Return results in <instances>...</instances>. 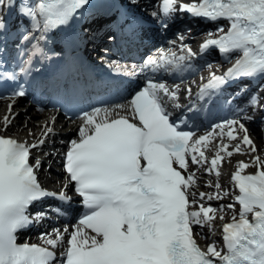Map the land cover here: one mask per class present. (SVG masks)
Instances as JSON below:
<instances>
[{"label":"snow or ice","instance_id":"1","mask_svg":"<svg viewBox=\"0 0 264 264\" xmlns=\"http://www.w3.org/2000/svg\"><path fill=\"white\" fill-rule=\"evenodd\" d=\"M88 4L89 0H0V84H15L8 99L14 101L27 94L19 80L31 75L34 57L51 58L41 42H46L53 30L68 26ZM158 6L165 18L161 22L164 29L166 21L178 12L213 23L228 20L229 30L224 33L218 28L222 33L219 38H211L209 33L200 51L207 54L215 49L228 59L233 54L239 58L224 74L212 73L200 86L196 100L192 99V89H185L186 106L179 103L178 85L170 88L166 82L148 79L127 107L118 104L82 113L79 138L69 142L64 168L88 211L71 232L65 227L41 233L46 246L20 244L17 234L48 218L46 211L29 213L35 203L50 197L71 202L66 192L44 189L35 174L39 161L35 166L29 163L31 149L42 146L53 129L46 124L44 135L32 145L0 135V264H264V159L254 157L258 166L255 174H243L251 165L242 161L232 174L240 193L235 200L241 208L238 219L234 215L232 222L222 226L223 249L212 243L205 251L193 235L194 226H209L215 231L217 209L200 201L222 199L221 186L216 185L215 196L200 193L198 201L191 191L195 174L185 175L189 158L195 165L208 164L206 172L219 177L222 153L231 157L243 151L242 145L257 151L247 127L238 119L214 126L213 132L219 129L220 143L210 161L202 149L211 144L213 133L197 137L185 129L191 119L187 114L198 116L233 81L259 79L264 83V0L189 4L161 0ZM13 12L18 17L15 25L8 19ZM23 21L27 24L22 27ZM181 49L179 56L160 50L159 57H145L138 71L136 65L129 71L115 61L108 66L129 77L147 71L182 70L197 53L185 44ZM245 91L246 86L241 89ZM169 103L173 108H184V113L173 120ZM249 104L264 110L259 92L250 96ZM11 109L10 103L9 114ZM126 111L130 115L123 114ZM12 118L4 116L5 128ZM224 136L238 141L233 150L223 142ZM226 207L234 211L235 203ZM60 212L56 209L57 215ZM57 248H63L59 255Z\"/></svg>","mask_w":264,"mask_h":264},{"label":"bare ground","instance_id":"2","mask_svg":"<svg viewBox=\"0 0 264 264\" xmlns=\"http://www.w3.org/2000/svg\"><path fill=\"white\" fill-rule=\"evenodd\" d=\"M144 1V0H143ZM148 4L152 5L155 0H146ZM183 2H189V0H182ZM181 15L184 17H188L187 13L181 12ZM112 27L111 22H106L103 19L99 18H92L88 21V24L85 26L84 31V39L88 46H91L93 49L98 47L97 44H102L106 41V34L107 31ZM180 34H184V44L187 46H192L195 43V35H188V32L190 29H186L185 26L180 29ZM102 43H101V42ZM92 49L93 53L95 52ZM216 64L214 63H207L203 68H198L199 71H204L206 69H213L215 70ZM201 74V73H200ZM80 93L83 94L82 89L79 90ZM130 97L124 102L122 105H127L130 102ZM12 104L11 114H9V104ZM115 107V106H114ZM112 108V107H108ZM254 107H251L249 105L245 106L244 111L251 112ZM93 110V109H92ZM92 110H89L88 112H91ZM128 113L127 111L123 114ZM54 114L55 112L53 110H47L46 108H41L40 105L33 104L26 106L25 104H22L21 100H8V101H0V135L5 137H11L16 140H19L21 143H27L28 145L36 144L38 141L42 138L45 132V125L47 124L48 127H51L53 129L52 134L48 135L45 139V142L42 146L38 148H33L31 151L34 153L32 154L31 159L36 161V158L33 157L36 155H39L41 157L40 165L36 168L37 172L40 175V179L42 180L43 186L47 189L52 190H60L63 186V179L62 175L63 172L60 169V172H57V166L58 163L57 157H59L60 152H63L62 148H65L69 145V142L73 139H78V131L80 125L83 123L81 119L75 120V121H64L61 122H55L54 121ZM5 115H11L12 120L11 123L5 128L3 118ZM257 122H254L251 126V130L248 132L250 135V138L254 141V144L257 148V151L253 155H258L261 157V159H264V130L260 128V125L262 123V119L256 120ZM211 131V130H210ZM226 131V130H225ZM212 133V131L210 132ZM216 135L213 134V139L211 144L208 145L207 148L202 149L205 151V155L210 161L212 158H214L216 150L218 148L220 142V137L218 135L219 129L215 130ZM243 135V133L241 134ZM201 136L200 134L197 135ZM217 141V142H216ZM223 142L229 145V150L234 149V145L237 144L238 141H231L227 138V136L223 137ZM232 142H235L236 144H231ZM245 146L242 145V148ZM62 150V151H61ZM55 153H57L55 155ZM224 155V162L221 165L220 171L221 175L217 177L214 173L209 174L206 172V169L208 167V164L203 165H195L189 162V169L187 174L194 173L195 178V187L191 189L196 194V199L199 201V194L201 193L203 188V183L200 182V178H203V180L206 179V181L209 179L211 183L214 185H210L215 187L219 184L221 187L219 189L222 199H212L211 201L207 200L205 198L203 201H200L201 203H204L206 206L210 205L214 209H217L218 206H225L222 208V211L218 210L216 212V220L214 221V227L215 231L213 232L211 230V227L205 226L203 228L194 226V234L196 236V239L198 243H201V245L204 246V248L207 250V247L215 243L218 248L222 249L217 242L220 241L219 233L222 230V226L224 223H228L229 221L221 220L220 217L223 215L229 214V209H227L228 204H232L230 193L233 189L232 187V174L237 170L239 167V162H244L250 164V168H253L254 165V159L253 156H250L247 153H235L228 157L226 153H222ZM238 164V166H237ZM49 169L50 171L46 173V169ZM256 169V168H255ZM202 176V177H200ZM206 186V185H205ZM209 186V184H208ZM213 190L210 188L206 190V194L212 195ZM224 193H227L226 195ZM224 194V195H223ZM70 205V203L66 201L56 200L55 201V207L56 209H61V212L66 208V206ZM236 210L233 211L240 213V207L236 206ZM232 211V210H230ZM76 224H74L72 227H70L68 230L71 232L73 230V227ZM53 238H55L53 236ZM67 234H65V243L67 241ZM34 242H38L42 245H44V241L41 238L34 237ZM46 246V245H45ZM57 254L59 255L60 252L63 251V248H57L55 249Z\"/></svg>","mask_w":264,"mask_h":264},{"label":"rangeland","instance_id":"3","mask_svg":"<svg viewBox=\"0 0 264 264\" xmlns=\"http://www.w3.org/2000/svg\"><path fill=\"white\" fill-rule=\"evenodd\" d=\"M238 143V142H237ZM245 152H248V154L250 155V156H253V159H254V157H255V155H253L254 153L251 151V149L248 147H245ZM257 156V155H256ZM254 163V162H253ZM237 166H238V164H237ZM258 166L257 165H255V163H254V165H253V168H248V169H251V170H254L255 168H257ZM201 180H203V178H201ZM208 184H209V186H208ZM206 185V186H205ZM210 185H214L213 183H211L210 182V180L208 179L207 181H206V179L204 180V182H203V188H204V190H202L201 192L202 193H206V190L207 189H209L210 188V190L212 189H215V187H213V186H210ZM195 187V186H194ZM196 188V187H195ZM215 193H216V190H213V193H212V196H215ZM225 194V193H224ZM223 194V195H224ZM231 198H232V196H231ZM232 200H233V198H232ZM218 210H220V211H222V206H218V208H217V211ZM231 210V209H230ZM229 210V214H227V215H223V217H224V219L223 220H225V221H229V220H232V218H233V211H230ZM236 217H237V215H235ZM217 244H220V242H217Z\"/></svg>","mask_w":264,"mask_h":264}]
</instances>
